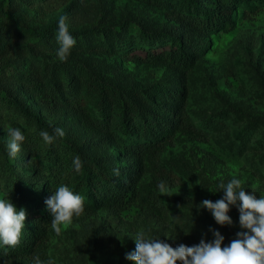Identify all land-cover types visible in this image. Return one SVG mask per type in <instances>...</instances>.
Instances as JSON below:
<instances>
[{
  "label": "rangeland",
  "instance_id": "374dc122",
  "mask_svg": "<svg viewBox=\"0 0 264 264\" xmlns=\"http://www.w3.org/2000/svg\"><path fill=\"white\" fill-rule=\"evenodd\" d=\"M209 1L225 17L218 29L202 31L182 17L187 0H0V167L7 159L15 164L0 171V198L26 211L24 228L35 226L38 212L27 211L25 198L11 190L22 180L35 191L21 194L43 199L50 144L41 136L33 147L28 142L38 123L50 134L65 132L58 148L79 145L109 168L141 169L134 200L83 211L59 234L47 225L41 250L21 264H35L37 255L52 264H133L125 257L141 229L174 248L212 242L213 230L225 247L247 231L238 206H230L232 224L223 226L199 206L221 199L219 185L233 178L264 196V0ZM61 17L76 41L66 62L57 57ZM172 35L185 43L184 56L172 54L178 47ZM176 115L188 123L157 142L170 128L159 125ZM10 127L25 136L14 158ZM140 142L147 144L142 154L130 149ZM161 181L168 196L159 192Z\"/></svg>",
  "mask_w": 264,
  "mask_h": 264
},
{
  "label": "clouds",
  "instance_id": "9594fccd",
  "mask_svg": "<svg viewBox=\"0 0 264 264\" xmlns=\"http://www.w3.org/2000/svg\"><path fill=\"white\" fill-rule=\"evenodd\" d=\"M65 20V17L60 18L56 33L59 45L57 57L61 62H66L76 43ZM7 132L8 154L14 158L20 151L25 136L20 128L10 127ZM39 135L46 144H51L57 138H63L65 132L55 128L52 134L44 130ZM73 167L77 172L82 168L78 155L73 159ZM219 188L224 193L221 199L216 202L205 199L199 207L207 208L216 223L223 226L232 224L228 215L230 206H238L240 227L247 231L238 232L237 238L228 246L222 247L224 237L214 230L215 239L212 242L201 239L198 245H180L174 248L160 239L152 238L149 232L141 229L134 238L135 251L126 253L125 258L133 264H264V196L257 198L255 192L247 193L241 180L237 178L231 179L226 185L221 183ZM158 189L161 195L168 196L169 188L164 181L159 183ZM45 203L52 216L51 227L57 234L61 231V225L70 224L73 216H79L84 211V198L66 185L59 186ZM25 220L24 209L17 211L9 199L0 198V245L17 246ZM35 264H52V261H42L37 255Z\"/></svg>",
  "mask_w": 264,
  "mask_h": 264
},
{
  "label": "trees",
  "instance_id": "16d2710c",
  "mask_svg": "<svg viewBox=\"0 0 264 264\" xmlns=\"http://www.w3.org/2000/svg\"><path fill=\"white\" fill-rule=\"evenodd\" d=\"M187 11H181L182 17L187 20V23L193 27L202 31H210L218 29L221 26V21L225 17V13L220 6L212 7L209 0L203 2L187 0ZM47 32V29L42 31ZM171 40L178 42L176 51L172 54H178L179 57L184 56L183 53L186 48L185 43L179 36L172 35ZM149 41L145 36L143 38L144 44ZM181 48V49H180ZM121 94V93H120ZM122 96V95H121ZM125 97V96H123ZM3 98V97H2ZM5 102L21 111L24 115L28 116L29 113L26 107L14 99L5 98ZM172 123L163 120V123L159 125L158 129H162V125L169 126L158 137L157 142L161 141L162 144L170 141L172 138V131L174 127H180L188 123V120L182 115H176L171 118ZM128 125V124H127ZM126 123L123 124L127 128ZM46 126L42 123L36 125L35 130L29 135V143L31 147L34 146L37 139L40 138L39 133L43 131ZM132 129H127V133L132 132ZM57 140V139H56ZM56 140L49 145L46 150V163L47 172L43 174V199L46 201L50 198L56 189L61 185H66L75 194H79L84 198V211L94 210L102 203L108 202L115 206H123L134 200L137 194V182L140 178V167H132L128 165L120 166L118 168H109L104 165L101 159L91 160L86 157L84 151L79 145L66 144L63 148H58L55 145ZM146 142V141H144ZM147 144L140 142L137 146H132L130 149L135 148L139 154L146 149ZM160 146V145H159ZM153 147L155 156L159 155L160 147ZM31 152H26L27 155ZM25 154V155H26ZM79 156L82 161V168L77 172L73 167V159ZM14 163L7 159L0 167V171L4 175L5 170L13 171ZM119 176H121L119 178ZM33 192L35 187L22 180L14 181L11 193L13 196H20L25 201V209L35 210L38 214L33 218L36 221L35 226L25 227L23 229V236L20 238V242L15 247H9L0 245V264H21L22 261H28L33 254L38 253L45 240L48 237L47 225L51 224L52 216L47 210V207L41 210L42 201L35 202L25 197V194H21L25 188L31 187ZM32 202V203H31ZM30 204H33L30 206Z\"/></svg>",
  "mask_w": 264,
  "mask_h": 264
}]
</instances>
